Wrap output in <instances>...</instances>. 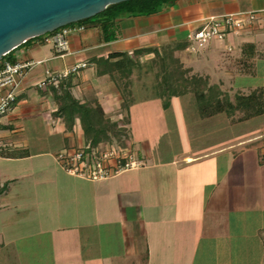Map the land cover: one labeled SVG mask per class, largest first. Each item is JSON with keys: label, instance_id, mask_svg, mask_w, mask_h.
<instances>
[{"label": "crops", "instance_id": "crops-1", "mask_svg": "<svg viewBox=\"0 0 264 264\" xmlns=\"http://www.w3.org/2000/svg\"><path fill=\"white\" fill-rule=\"evenodd\" d=\"M240 12L259 20L183 62L212 85L248 95L264 90V0H178L109 25H72L65 53L57 51L55 33L15 49L9 59L35 65L0 118V186L7 187L0 264H264V114L202 118L194 94L164 108L156 90L132 83L124 99L96 62L136 52L152 59L185 42L205 18ZM81 64L62 79L77 99L127 121V142L144 166L100 182L64 170L58 154L87 145L80 121L68 129L57 115L52 88L62 79L46 72L57 76Z\"/></svg>", "mask_w": 264, "mask_h": 264}, {"label": "trees", "instance_id": "trees-1", "mask_svg": "<svg viewBox=\"0 0 264 264\" xmlns=\"http://www.w3.org/2000/svg\"><path fill=\"white\" fill-rule=\"evenodd\" d=\"M176 1L178 0H130L121 2L109 5L104 11L92 18L68 26L83 24L96 19H102L104 25H109L122 16H142L158 13L173 5ZM58 30L46 35L54 34ZM187 48H189L188 40L174 46L165 47L160 52L156 51L155 61L158 62L161 72L164 73L163 76L160 75L162 81L158 84L164 108L170 106L173 97L192 93L196 97L199 114L202 118L220 113H226L229 117L234 118L236 113H240L241 116L236 121H245L264 114V90L262 88L256 89L248 95L239 94L232 101L226 96L222 97L219 87L212 85L208 77L193 74L192 69H190V78L186 79H183V77L189 70L180 72L179 69L170 73L169 67L171 66L168 61H175V54ZM14 51L15 49L3 56L0 63L9 59ZM141 53L144 52H136L134 57L125 55L114 62L104 58L96 60L102 68L98 73L109 74L116 82L124 99L128 94V80L133 75L134 69L139 66L138 59H140ZM8 62L15 63L11 59ZM173 74L179 75L181 78H177L175 81ZM72 87L70 81L62 79L56 87L52 88L58 104L57 115L65 122L68 129L73 128L76 119L80 121L87 145L86 152L96 151L100 144H113L116 142L123 146L128 138V130L125 126L127 121H112L106 116L103 107L97 101L77 99L72 93ZM233 121L235 120L233 119ZM6 190V185L0 186V195L5 193Z\"/></svg>", "mask_w": 264, "mask_h": 264}, {"label": "built area", "instance_id": "built-area-1", "mask_svg": "<svg viewBox=\"0 0 264 264\" xmlns=\"http://www.w3.org/2000/svg\"><path fill=\"white\" fill-rule=\"evenodd\" d=\"M258 20L259 16L255 12H240L205 18L201 21V27L188 35L189 47L200 50L214 40H224L232 35L242 36ZM71 30V26H65L54 34L55 46L59 53L68 51V36ZM34 65L35 63H11L6 61L0 65V89L5 90L0 98V118L16 102L18 89ZM83 67H86V64L75 66L57 76H51L50 71H47L46 74L51 80L57 81L68 77L71 73L77 72ZM105 146L101 149L99 146L92 153H87L86 147L65 150L58 154V159L68 174L91 181L108 180L124 171L137 169L145 165L135 159L127 140L123 146L116 142L105 144Z\"/></svg>", "mask_w": 264, "mask_h": 264}, {"label": "water", "instance_id": "water-1", "mask_svg": "<svg viewBox=\"0 0 264 264\" xmlns=\"http://www.w3.org/2000/svg\"><path fill=\"white\" fill-rule=\"evenodd\" d=\"M130 0H0V59L29 39Z\"/></svg>", "mask_w": 264, "mask_h": 264}, {"label": "rangeland", "instance_id": "rangeland-1", "mask_svg": "<svg viewBox=\"0 0 264 264\" xmlns=\"http://www.w3.org/2000/svg\"><path fill=\"white\" fill-rule=\"evenodd\" d=\"M208 45H210V43ZM206 48L207 47L205 46L204 48H202L201 52L198 53L200 50H194L191 47H189L188 49H184L181 52H179L178 54H175V56H176L175 58L177 59V61H176V59H175V61H173V60L168 61V64H170V66H171V67H169V72L172 73L175 70H179V69H180V72H184L186 70H189V72L185 73L183 79L190 78V67H186L185 63L190 65V57L193 59L197 58L200 54H204L203 51H205ZM138 64H139L138 68L134 69L133 75L128 80V88H127L128 94H127L126 98L128 99L129 92L131 91V89H130L132 87L131 83L134 85V88H136V89L137 88L138 89L147 88L148 90L154 89L160 95V90H159L158 84L160 81H162L161 76H163L164 73L161 72V69L159 67L158 62L155 61V57L152 59H146V60L138 59ZM174 64H175V66L173 67ZM215 65H216V63H215ZM173 77H174L175 81L177 78L178 79L181 78V77H179V75H176V74H173ZM170 79H172V78H170ZM259 80L260 79H258V78L252 79V81L254 83H259ZM215 85L219 87L222 97L226 96L227 98H230L232 101L235 100L237 95L242 94L241 92L233 91L232 88L231 89L228 88L226 90H223L219 85L214 84V86ZM240 116H241L240 113H236V115L234 116V120L236 121ZM98 182H100V181H98Z\"/></svg>", "mask_w": 264, "mask_h": 264}]
</instances>
